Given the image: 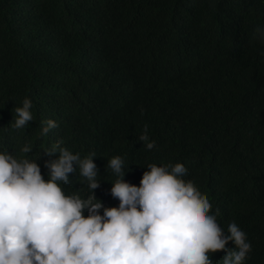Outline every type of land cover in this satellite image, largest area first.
I'll return each mask as SVG.
<instances>
[{"label": "trees", "instance_id": "obj_1", "mask_svg": "<svg viewBox=\"0 0 264 264\" xmlns=\"http://www.w3.org/2000/svg\"><path fill=\"white\" fill-rule=\"evenodd\" d=\"M257 28L264 0H0V150L36 158L45 179V161L59 155L43 151L53 142L95 154L94 195L105 207L119 204L110 158H123L124 180L137 186L148 164L182 162L218 223L246 233L243 264H264ZM25 98L33 120L17 129ZM49 119L57 126L41 134ZM145 133L152 149L139 140ZM62 186L90 194L78 170ZM225 254L212 253L213 264Z\"/></svg>", "mask_w": 264, "mask_h": 264}, {"label": "clouds", "instance_id": "obj_2", "mask_svg": "<svg viewBox=\"0 0 264 264\" xmlns=\"http://www.w3.org/2000/svg\"><path fill=\"white\" fill-rule=\"evenodd\" d=\"M257 32L264 38V28ZM15 113L14 127H25L33 120L31 100ZM56 126L47 120L41 134ZM139 140L148 149L155 145L146 133ZM43 151L59 153L45 161L47 179L36 158L0 150V264H213L218 251L226 253L223 264H243L251 251L246 233L235 222L225 230L209 199L186 182L182 162L148 164L137 186L124 180L123 158H110L107 166L117 176L110 192L119 204L105 207L94 195L100 186L95 154L81 157L61 141ZM77 170L88 196L62 186Z\"/></svg>", "mask_w": 264, "mask_h": 264}]
</instances>
